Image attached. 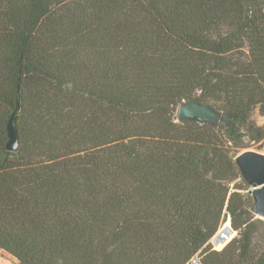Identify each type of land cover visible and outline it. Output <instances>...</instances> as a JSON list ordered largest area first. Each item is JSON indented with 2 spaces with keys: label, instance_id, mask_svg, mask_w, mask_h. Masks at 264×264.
Returning a JSON list of instances; mask_svg holds the SVG:
<instances>
[{
  "label": "trees",
  "instance_id": "trees-1",
  "mask_svg": "<svg viewBox=\"0 0 264 264\" xmlns=\"http://www.w3.org/2000/svg\"><path fill=\"white\" fill-rule=\"evenodd\" d=\"M192 100L229 123L179 119ZM256 109L264 0H0V248L16 264H264L235 160L264 139Z\"/></svg>",
  "mask_w": 264,
  "mask_h": 264
},
{
  "label": "water",
  "instance_id": "water-1",
  "mask_svg": "<svg viewBox=\"0 0 264 264\" xmlns=\"http://www.w3.org/2000/svg\"><path fill=\"white\" fill-rule=\"evenodd\" d=\"M19 111L17 102L7 122V149L16 151L19 148V135L16 120ZM177 116L179 119H190L208 123H220L227 125L230 117L210 105L201 104L198 101H183L178 106ZM262 145L257 149L245 150L235 157L242 178L249 184L246 191L253 199L251 210L256 216L264 219V152L260 151ZM0 248V253H1Z\"/></svg>",
  "mask_w": 264,
  "mask_h": 264
},
{
  "label": "rangeland",
  "instance_id": "rangeland-1",
  "mask_svg": "<svg viewBox=\"0 0 264 264\" xmlns=\"http://www.w3.org/2000/svg\"><path fill=\"white\" fill-rule=\"evenodd\" d=\"M252 120L257 125H263L264 124V114H262L259 109H256V110H254V112L252 114ZM259 145H262L260 151L264 152V139L260 140V141H251L247 137H245L243 139V141L241 142V145L238 149L237 154L242 152V151H245V150L257 149ZM225 223L231 224L230 218H227L225 220ZM235 235H236V232H235ZM219 245H218V247H219ZM0 264H16V261L13 259V257H11L7 252H5L2 249L1 253H0Z\"/></svg>",
  "mask_w": 264,
  "mask_h": 264
},
{
  "label": "built area",
  "instance_id": "built-area-1",
  "mask_svg": "<svg viewBox=\"0 0 264 264\" xmlns=\"http://www.w3.org/2000/svg\"><path fill=\"white\" fill-rule=\"evenodd\" d=\"M233 228L230 223H225V221L221 224L219 230L215 233V235L210 239V242L214 249H222L233 237L229 238ZM236 232V231H235ZM224 243L221 248H218V245ZM188 264H202L200 260L199 253H196L190 260Z\"/></svg>",
  "mask_w": 264,
  "mask_h": 264
}]
</instances>
